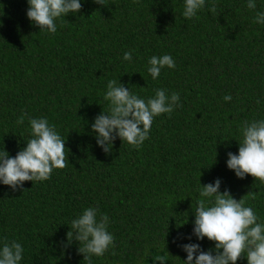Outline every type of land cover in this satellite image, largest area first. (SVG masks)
I'll return each instance as SVG.
<instances>
[{
	"label": "trees",
	"instance_id": "1",
	"mask_svg": "<svg viewBox=\"0 0 264 264\" xmlns=\"http://www.w3.org/2000/svg\"><path fill=\"white\" fill-rule=\"evenodd\" d=\"M211 2L198 19H186L184 0H81L80 12L58 19L52 34L28 20L27 0H0V149L14 156L29 138L28 120L16 123L22 112L46 117L69 149L67 167L49 180L24 181L16 191L0 184V246L4 238L21 243L20 264H86L75 230L70 244L66 233L89 206L109 216L115 238L93 264H153L146 253L164 244V264H183L179 245L214 247L192 235V209L200 183L216 178L236 199L256 191L249 203L264 221V184L237 178L226 165L227 152L238 151L241 122L264 119V24L253 22L264 0L255 11L247 0H215V15ZM164 54L176 67L153 80L148 59ZM110 79L145 99L157 88L177 92L182 106L155 117L139 149L117 137L105 154L91 124L107 111Z\"/></svg>",
	"mask_w": 264,
	"mask_h": 264
},
{
	"label": "clouds",
	"instance_id": "2",
	"mask_svg": "<svg viewBox=\"0 0 264 264\" xmlns=\"http://www.w3.org/2000/svg\"><path fill=\"white\" fill-rule=\"evenodd\" d=\"M93 2L107 6L105 0ZM27 4L28 20L39 30L46 29L52 34L57 32L58 19L67 20L65 17L68 14H76L82 9L81 0H27ZM204 7L205 0H184L182 15L186 19H198L197 13ZM246 7L255 11L256 0H247ZM209 11L217 14L215 0H212ZM253 22L264 24V12L255 11ZM2 23L0 21V26ZM123 59L130 61L131 51L125 52ZM148 65L147 71L153 80L160 76L163 68L176 67L169 54L151 56ZM154 92V96L145 99L133 94L118 79L107 81L103 97L108 101L107 111L101 109L91 124L96 143L103 147L105 154L111 153L112 141L117 137L121 142L139 149L149 139L154 118L161 114L170 116L176 107L182 106L178 104L179 93L168 95L163 88H157ZM223 99L230 101L232 97L226 94ZM25 119L30 126V136L24 146L14 156H10L4 147L0 149V184L7 185L13 191L23 190L24 181H47L54 169H64L69 163L66 137L59 134L56 126L50 124L46 117H32L27 112H22L17 118V125L23 124ZM239 131L241 139L237 142V153L229 151L226 154L227 168L233 170L237 178L250 175L264 184V119H245ZM220 186L219 178L210 183H200V199L192 209V235L197 240L207 238L214 243V247L204 250L199 243L191 242L179 245L187 254L182 260L183 264H237L241 258H246L247 264H264V221L260 220L249 203L257 199L258 193L250 189L236 199L228 189L221 191ZM109 223V216L92 206L84 208L82 213L70 221V229L66 233L67 242L71 243L75 230L74 238L79 242L77 252L83 255L86 264H93V257H102L110 248L115 247L114 235L108 231ZM23 254L21 243L4 238L0 246V264H20ZM168 254L164 244L162 249L155 252L148 250L146 257L151 256L153 264L155 261L164 264L168 261Z\"/></svg>",
	"mask_w": 264,
	"mask_h": 264
}]
</instances>
